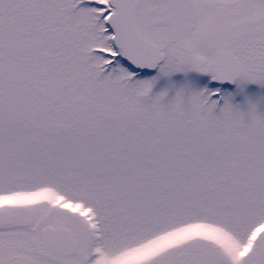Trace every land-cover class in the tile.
Segmentation results:
<instances>
[{"label":"snow or ice","instance_id":"snow-or-ice-1","mask_svg":"<svg viewBox=\"0 0 264 264\" xmlns=\"http://www.w3.org/2000/svg\"><path fill=\"white\" fill-rule=\"evenodd\" d=\"M264 0H0V264H264Z\"/></svg>","mask_w":264,"mask_h":264},{"label":"rangeland","instance_id":"rangeland-1","mask_svg":"<svg viewBox=\"0 0 264 264\" xmlns=\"http://www.w3.org/2000/svg\"><path fill=\"white\" fill-rule=\"evenodd\" d=\"M249 87H250V89L252 91H255V92H258V93L261 92V91H264V90L260 89L259 86H256V85H250Z\"/></svg>","mask_w":264,"mask_h":264}]
</instances>
